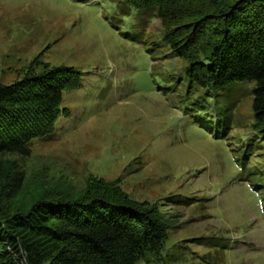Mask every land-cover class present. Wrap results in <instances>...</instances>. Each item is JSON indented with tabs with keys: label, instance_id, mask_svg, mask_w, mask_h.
Instances as JSON below:
<instances>
[{
	"label": "rangeland",
	"instance_id": "374dc122",
	"mask_svg": "<svg viewBox=\"0 0 264 264\" xmlns=\"http://www.w3.org/2000/svg\"><path fill=\"white\" fill-rule=\"evenodd\" d=\"M115 2L0 0V85L70 76L53 135L29 145L28 157L0 154V213L111 192L164 226L151 264H264L252 86L190 88L189 63L161 41L168 29L178 40L225 0H186L166 27Z\"/></svg>",
	"mask_w": 264,
	"mask_h": 264
},
{
	"label": "trees",
	"instance_id": "16d2710c",
	"mask_svg": "<svg viewBox=\"0 0 264 264\" xmlns=\"http://www.w3.org/2000/svg\"><path fill=\"white\" fill-rule=\"evenodd\" d=\"M115 3L150 12L165 27L186 11V0ZM218 7L195 16L178 40L168 29L161 41L189 63L190 88L250 84L254 128L264 143V0H225ZM69 80V73L55 70L0 85V154L28 157L29 145L53 135ZM166 233L158 219L124 206L111 192L46 199L26 214L0 213V264H151L165 248Z\"/></svg>",
	"mask_w": 264,
	"mask_h": 264
}]
</instances>
